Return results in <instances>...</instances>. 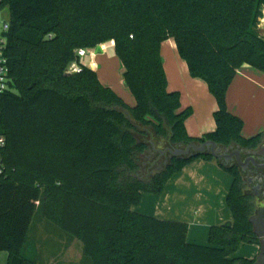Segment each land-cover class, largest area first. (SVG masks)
Returning <instances> with one entry per match:
<instances>
[{"label":"trees","instance_id":"obj_1","mask_svg":"<svg viewBox=\"0 0 264 264\" xmlns=\"http://www.w3.org/2000/svg\"><path fill=\"white\" fill-rule=\"evenodd\" d=\"M6 8L0 252L9 254L8 264H36L25 248L38 216L78 239L91 264H256L235 257L241 244L260 245L250 222L258 208L238 168L217 160L233 178V222L212 227L206 246L188 243V224L132 209L145 194H163L192 162L216 160L173 158L144 179L154 136L171 147L261 144L264 132L243 136L244 121L229 111L227 93L243 65L264 72V0H0V12ZM169 39L216 99V130L203 138L188 135L192 109L183 110L181 94L168 91L161 45ZM111 41L134 107L78 56ZM74 62L80 73H68Z\"/></svg>","mask_w":264,"mask_h":264},{"label":"crops","instance_id":"obj_2","mask_svg":"<svg viewBox=\"0 0 264 264\" xmlns=\"http://www.w3.org/2000/svg\"><path fill=\"white\" fill-rule=\"evenodd\" d=\"M6 12L9 18L4 23L9 22V9L0 12V18H3ZM261 27L264 28V17L260 31ZM1 28L0 25V36ZM161 57L167 75L168 91L181 94L183 110L192 109V115L185 123L188 135L203 138L214 132V113L218 105L207 83L191 76L188 64L179 55L174 39L162 43ZM112 62H119L118 66L122 67L116 56L113 41L90 49L89 55L82 60V63L97 75ZM122 71L124 72L123 67ZM98 77L102 76L99 74ZM103 78L108 79L104 75ZM107 84L111 86L109 88L124 94L129 106L136 105V100L133 101L127 95L119 81L113 79ZM227 107L232 114L244 121L245 138L249 139L248 137L257 132H264V72L250 65H243L229 87ZM232 184V176L217 160L199 159L175 175L166 185L163 194L143 195L141 204L133 207L132 211L162 221L186 223L189 226L188 243L206 246L209 244L212 227L233 222V215L227 204ZM252 247L249 255L235 254V257L257 260L260 247ZM25 254L36 264H91L84 258L83 245L78 239L71 242L69 236L39 216L30 230ZM8 259L7 252H0V264H8Z\"/></svg>","mask_w":264,"mask_h":264},{"label":"water","instance_id":"obj_3","mask_svg":"<svg viewBox=\"0 0 264 264\" xmlns=\"http://www.w3.org/2000/svg\"><path fill=\"white\" fill-rule=\"evenodd\" d=\"M262 37H264L263 34H262ZM180 147L181 148L178 150L168 149L172 156V159L173 158L183 159V158H189V157L198 156V155H211L216 160L221 162V164H223L222 161H225L228 163L234 158H236L238 164L242 166L243 170H245V166L243 165V161H242V155L251 154L252 156L249 159L252 160L255 165H257L256 159L254 157L256 155V151L252 149H246V148H240V147H237L235 149L234 148L235 146H230L226 148V147L219 146L215 142H211V141H207L201 145L191 144L187 147H182V146ZM156 151L161 152V155H164L166 150L165 151L156 150ZM258 167L264 168V165H261ZM250 222L253 225L254 234L260 240V245H259L260 254L256 260V264H264V208L260 209L257 212V214L251 218ZM230 223H226L224 224V226L231 227Z\"/></svg>","mask_w":264,"mask_h":264},{"label":"rangeland","instance_id":"obj_4","mask_svg":"<svg viewBox=\"0 0 264 264\" xmlns=\"http://www.w3.org/2000/svg\"><path fill=\"white\" fill-rule=\"evenodd\" d=\"M8 18H9V15H8V13L6 12L5 14H4V16H3V18H0V25L2 26V24L5 22V21H7L8 20ZM263 25V24H262ZM3 27V26H2ZM262 28V34L264 35V28L263 27H261ZM1 36H0V48H1ZM118 63V64H117ZM117 63H110L106 68H104V69H102L100 72H99V74L102 76V77H100L99 79H100V81H101V83L102 84H104L106 87H111V86H109V84H107V82H110L111 80H116V81H119V83L121 84V86H122V88H123V90L127 93V95L133 100V101H135V98H134V96L132 95V93L130 92V91H128V89L125 87V85H124V83H123V71H122V67H120V66H118L119 65V62H117ZM98 74V75H99ZM103 75L104 76H106L108 79H105V78H103ZM122 99H124V101L126 102V103H128L129 104V102L127 101V98L125 97V95L124 94H122L121 92H117L114 88H112ZM260 132H257L256 134H254L253 136H250V137H248V138H251V137H254V136H256V135H258ZM150 142H152L154 145H153V147H152V151L154 152V154L156 155V156H154L155 158H156V160L157 159H159V160H161L160 162H162L163 161V158L162 159H160V156H159V154H161V152H158V151H156V150H159V151H165V154L164 155H166L165 156V158L167 157V159L169 158V156L171 157V154H170V152H169V150L168 149H171V150H178V149H180L181 147H171V145L168 143V141H166V140H163V139H161V138H158V137H156V136H154V138L150 141ZM154 149H156V150H154ZM152 152V153H153ZM154 157H153V160H154ZM153 160H148V163H150L146 168H145V170L143 171V178L144 179H148L149 177H150V175L151 174H154L155 173V171H156V169H157V164L155 165V167L154 166H152V164L153 163H151ZM227 166V165H226ZM155 169V170H154ZM243 181H244V191H245V193H247V194H249L251 191V188L248 186V185H246V183H247V181H246V179L243 177ZM255 204L257 205V208L258 207H261V208H263L264 206H263V204H261V203H259L258 201H255ZM253 245H248V244H241L240 246H239V248H238V250H237V252H236V255H238V254H247V255H249L250 253H251V251H249V250H251V248H253L252 247Z\"/></svg>","mask_w":264,"mask_h":264},{"label":"flooded vegetation","instance_id":"obj_5","mask_svg":"<svg viewBox=\"0 0 264 264\" xmlns=\"http://www.w3.org/2000/svg\"><path fill=\"white\" fill-rule=\"evenodd\" d=\"M234 148L236 149L237 147H234ZM252 150L256 151V155L254 157L256 159L257 165H255L253 161L249 159L252 156L251 154L242 155V161H243V165L245 166V170H243L242 166L238 164L236 158H234L228 163L225 161H222V162L224 165H227L228 167L238 168L241 170L243 177L247 181L246 185H248L251 188L250 190L251 192L248 195H250L255 201H258L264 206V168L258 167V166L264 165V139L262 140L261 144L256 149H252ZM151 154H152V157L156 156L154 152ZM159 156H160V159L163 158V163L160 162L159 159H157L158 160V163H156L157 168H160L162 165H167L168 162L172 160V156L171 157L169 156L168 159L167 157L165 158L166 155L159 154ZM260 209L262 208L258 207L257 212Z\"/></svg>","mask_w":264,"mask_h":264},{"label":"built area","instance_id":"obj_6","mask_svg":"<svg viewBox=\"0 0 264 264\" xmlns=\"http://www.w3.org/2000/svg\"><path fill=\"white\" fill-rule=\"evenodd\" d=\"M2 30L7 31L8 30V23H3L2 24ZM2 41V40H1ZM3 42H1L2 44ZM89 55V50L85 49V50H80L78 52V56L82 62V60L84 58H86ZM2 60H0V92L3 91L5 89V82H6V77H7V69L1 65ZM81 72V66L74 62L73 64H71L68 73H80ZM4 146V139L0 137V148ZM1 171V170H0Z\"/></svg>","mask_w":264,"mask_h":264}]
</instances>
